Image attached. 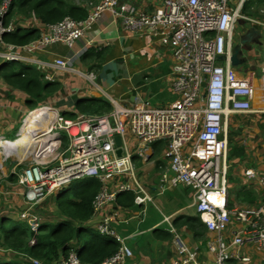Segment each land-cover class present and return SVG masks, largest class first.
Wrapping results in <instances>:
<instances>
[{"label":"built area","instance_id":"2783aa9c","mask_svg":"<svg viewBox=\"0 0 264 264\" xmlns=\"http://www.w3.org/2000/svg\"><path fill=\"white\" fill-rule=\"evenodd\" d=\"M155 1L159 4L152 14L132 4L120 3V0H100L96 5L89 3L91 12L86 19L65 17L56 24L36 26L38 38L27 45L17 46L2 41L3 34L14 33L21 26L17 19L6 27L2 25L13 2L2 0L1 63L23 60L20 51L53 45L72 48L103 13H108L114 20H120L129 32H147L172 51V88L177 96L174 104L160 108L143 105L125 109L113 102V110L109 113L80 116L75 120L65 119L56 108L47 107L55 110L56 118L46 141L42 140L43 137L37 138L39 146L32 144L22 156L0 150L5 159L17 162L13 174L24 190L26 205L20 219L37 234L40 219L33 213L34 208L46 197L57 196L73 182L84 179H94L101 186L93 201L92 217L106 205L114 204L123 193H133L134 204L143 207L151 200L135 180L134 158L143 165L153 163L155 151L152 146L164 143L167 164L160 172L161 189L188 187L192 191V206L206 234L210 235L206 237L205 247L211 259L206 261L201 259L198 248H189L182 242L169 218H164L176 251L170 264H251L252 258L243 251L246 246H257L264 256V203L231 209L227 201L229 168L225 117L250 114L253 99V89L243 83L244 78L238 76L230 64L233 32L239 13L230 11L228 0ZM220 57L225 60L221 62ZM70 64L71 59L41 63V67L50 72L44 75L45 81L54 82V74L70 70ZM84 76L91 81L94 79L92 74ZM19 132L20 129L18 137ZM127 135L135 145L133 151L129 149ZM115 136L121 138V157L115 153ZM245 176L264 191L263 177L254 170H247ZM125 177L133 181V187ZM113 217L102 216L95 225L100 236L119 245L118 251L101 264H126L132 255L129 238L117 233L112 226ZM34 243L35 239H32L29 244ZM24 259L30 264H47L26 255ZM55 264L81 263L71 251Z\"/></svg>","mask_w":264,"mask_h":264},{"label":"crops","instance_id":"0c3cea01","mask_svg":"<svg viewBox=\"0 0 264 264\" xmlns=\"http://www.w3.org/2000/svg\"><path fill=\"white\" fill-rule=\"evenodd\" d=\"M246 1L258 3L256 7L259 9V13L264 15V0H228V8L232 12L238 11L240 16L238 19L249 26L244 33H235V29L233 32V39L236 35L237 40L234 42L235 45L239 44L241 40H248L247 35H251L248 43L242 46V58L246 60L244 64H249V57L253 56L254 52L256 53L254 47L252 51H249L250 45L255 44L264 48V36L261 35V33L264 34V29L260 27L264 25V20L241 16V10ZM120 3L132 4L147 14H152L159 4L155 0H120ZM75 4H79V1L77 0ZM16 21L20 22V28L28 25L38 26L35 22L27 23L23 18ZM1 50L2 48H0ZM19 55L23 60L18 63L31 67L43 77L50 72L41 67V63H51L56 59H71L70 70L55 73L54 82H48L57 87L51 104L58 111L67 115L78 114L84 106L94 100L99 103L104 102L105 105L111 107V111L113 110V102L122 108L132 109L143 105L154 108L166 107L177 101V96L172 88V51L163 47L158 38L147 32L134 34L129 32L123 28L120 20H114L108 13H103L91 30L78 40L72 48L53 45L38 50L20 51ZM259 56H257L255 63L256 69L250 65L251 68L245 74L234 70L238 76L244 78L243 83L253 89L252 112L225 117V136L228 144L227 165L230 167L229 170L236 168L235 174L233 172L229 175L228 172L229 176H227V201L231 209H242L264 203V191L260 185L250 182L245 176L247 170H254L256 174L264 178V61L261 54ZM85 74H92L94 79L92 81L87 79ZM42 108H47V106L38 109ZM25 110L26 114H29V112L27 113L28 108L25 107L19 95H16L14 100L0 99V126L4 128L0 138L5 135H13ZM43 110L46 112L45 109ZM53 111L55 112V110ZM10 127L12 131H10ZM35 128V137H37L39 128ZM130 138L128 135V144L132 142ZM35 146L37 147V144ZM237 146L242 148V156L230 157V149ZM4 163L6 162H3L0 168L1 175L3 174ZM137 164L140 162L134 158V165ZM9 168H16V165H9ZM157 168L156 181L149 183L145 188L137 182L144 188L151 200L143 207L153 203L155 197L163 195L166 191H174L176 193L175 200L179 204L174 211L163 218H169L179 238L187 247L198 248L201 259L210 261L211 256L205 247L206 237H210V235L205 232L203 237H197L193 230L184 225L185 220H192L199 224V217L192 206V191L185 186L162 190L160 183L161 167L157 165ZM13 171L15 172L13 169L9 175H14ZM9 175L8 177L3 175L4 178H7L4 179L5 183H9ZM16 183L10 188V193L2 194L1 202L5 205V210L1 211L0 214H5L6 218L14 221L23 222L20 216L26 210L23 199L24 190ZM5 186L7 185L5 184ZM237 186L240 187L241 191L246 189L241 199L238 191L234 190V187ZM233 196L236 198L235 201L231 198ZM184 201L187 203L181 205ZM138 209L141 208L136 206L134 202L132 206L123 207L119 206L116 200L114 204L106 205L99 214L92 217L89 226L95 230V225L102 216H114L112 226L117 233L122 237L129 238V240L130 238L135 239L137 237L136 231L131 230V226L133 224L139 225L145 217V213L141 214ZM189 209H192L193 212H188ZM157 225L158 223L150 224L145 229L146 232L153 230L152 238L155 241L149 246L148 252L141 250L138 243L133 245L128 243L131 246L132 255L126 260V264H170L174 260L176 251L171 240L166 237L167 231L154 229ZM195 229L196 233L200 231L197 225H195ZM243 251L252 258L251 264H264L263 253L257 246H246ZM16 257L17 260H25L24 255Z\"/></svg>","mask_w":264,"mask_h":264},{"label":"trees","instance_id":"16d2710c","mask_svg":"<svg viewBox=\"0 0 264 264\" xmlns=\"http://www.w3.org/2000/svg\"><path fill=\"white\" fill-rule=\"evenodd\" d=\"M75 1L77 0H13L2 25L6 27L11 21L20 18L25 19L27 23L35 22L39 27L56 24L65 17L84 20L91 12L88 3L97 4V0H78L79 4H75ZM1 3L2 0H0V5ZM257 4L246 1L242 7L241 16L264 20V15H261L256 7ZM252 8L254 10H251ZM38 36L37 28L28 25L17 29L14 33L3 34L2 41L5 44L24 46L36 40ZM4 79L10 87L8 89L2 87L3 92L0 99L14 100L15 96L19 95L25 107L28 108L27 113L43 106L53 107L51 103L57 87L46 82L44 77L31 67L23 66L19 70H5ZM110 111V106L94 100L84 106L78 114L67 115L58 112L65 119L75 120L80 116H101ZM25 116L26 114L22 116L20 124L13 133L15 138L9 139L10 141L16 140ZM241 149L238 146L232 147L229 156H242ZM9 181L16 183L17 176L10 175ZM100 187L98 181L85 179L81 188L71 191L65 189L57 196L46 197L33 210V213L40 219L37 234L33 233L25 222L14 221L6 217L0 218V250L4 251L0 256V264H30L25 260H17L16 256L20 255H26L47 264H55L65 259L71 251L75 252L81 264H101L106 258L114 255L119 245L112 239L100 236L95 230L88 238L83 235L84 232L90 230L92 205ZM133 199L134 194L129 192L118 196L116 200L119 206L129 207L133 205ZM47 200L54 203L58 214H50L49 210H47L49 213L44 210L51 204L46 203ZM198 221L199 224L192 220H185L184 225L193 230L195 236L203 237L205 227L200 220ZM195 225L200 229L197 233ZM166 233V237L172 240V235ZM32 239H35V243L30 246ZM232 264L237 263L232 262Z\"/></svg>","mask_w":264,"mask_h":264},{"label":"rangeland","instance_id":"374dc122","mask_svg":"<svg viewBox=\"0 0 264 264\" xmlns=\"http://www.w3.org/2000/svg\"><path fill=\"white\" fill-rule=\"evenodd\" d=\"M75 3H76V1H75ZM88 5H89V3H88ZM89 7H91V6L89 5ZM239 20L240 19H238V18L236 20L237 23L235 24V33L240 32L239 34H241V33H244L246 31V29L249 28V26L245 23H242ZM260 27L264 28L263 26H260ZM261 35H262V37L264 36L263 33H261ZM235 36H234L233 42L237 41ZM253 47L256 48L255 49L256 53L254 52L253 56L249 57V59H250L249 64H243L242 66H239L236 69L234 68V70L236 72H241L242 74H245L246 71L248 69H250L252 66H254V68L256 69L255 63L257 62V56H259L260 54L263 57V61H264V48L259 47L255 44L254 45L251 44L249 47V51H252ZM250 65H251V67H250ZM22 67H23V65L21 63H18V62H6V63L0 64V94L3 92L2 87H5L6 89H8L10 87L5 82V79H4L5 70H9V69L19 70ZM25 114H26V110L23 112V115H25ZM27 121H28V123H31L30 118H28ZM10 131H12V128L10 129ZM3 132H4V128L2 126H0V136H2ZM4 137H5V139H13V138H15V135H10V136L5 135ZM127 137H128V135H127ZM129 149L131 151H133L135 149L134 143H132V142L129 143ZM153 149L155 150V156L153 158V159H155V161L153 162V164L151 163V164H147V165H141V163H140V164H137L136 166L134 165L135 179L144 188L147 187L149 185V183L156 181L157 176H158L157 165H159L161 167V169H160V172H161V170L164 169V167L167 164V160L164 158V151H165L164 143H157L153 147ZM1 155H5V154H3V152H1V154H0V165H2L3 162H6V163L3 164V168H2L3 174L2 175H1V169H0V184L2 183V185L0 186V212L5 210V205L3 204V202H1V198L3 197L2 194H8V192L10 193V188L13 187L12 185L14 184V183H11L10 181H9V183H5L4 179H7V178H4L3 175L8 177L10 171H12L14 169V168H9V165H12V166L16 165L17 166L16 160L5 159ZM227 156H228V154H227ZM21 167L22 166H20V168ZM235 170H236V168L230 169L229 175H230V173H233V172L235 174ZM10 175H9V177H10ZM125 181L131 187H133V181L131 179H129L128 177H125ZM5 184L7 186H5ZM82 186H83V180H78V181L73 182L67 189H68V191H71V190L76 189V188H81ZM235 189H236V191H238L239 198L241 199L244 196L246 189L244 191H241L239 186L234 187V190ZM170 191L171 190H168L165 193H163V195L155 197L153 200V203H149L148 205H146V207H141V209H138L140 212L143 210L146 211L145 217H143L144 220L142 223L140 222L139 225L136 226L135 224H133L131 226V230L136 231L137 237L135 239L130 238L128 243H130L131 245H133L134 243H138L139 248L141 250L148 252L149 246L152 243H154L155 241L152 238V236H153L152 231L153 230L146 232L145 231L146 227H149L148 225H150V224L153 225V224L158 223L157 227L154 229L167 231L168 224L166 222H164L163 217L166 215H169L172 211H174L179 204L178 201L175 200L176 193L174 191H171V192ZM60 194H61V192H60ZM183 195H184V193H183ZM231 198L234 201L236 200V198L234 196ZM48 202H50L51 204H50V206H48L44 210L45 211L49 210L50 214L51 213H54L55 215L58 214L56 206L54 205V203L51 200H47L46 203H48ZM186 203H187V201H184V202H182L181 205H185ZM49 211H47V212L49 213ZM188 212L192 213L193 210L189 209ZM2 217H6V215L0 214V218H2ZM89 229L90 230H87L86 232L83 233L85 238H88V236L93 234V232H94V230L92 228L89 227ZM172 240H173V236H172ZM172 240H171V244H172ZM130 244H128V247L130 248V250H132ZM3 253H4V251L0 250V256L3 255Z\"/></svg>","mask_w":264,"mask_h":264},{"label":"bare ground","instance_id":"6f19581e","mask_svg":"<svg viewBox=\"0 0 264 264\" xmlns=\"http://www.w3.org/2000/svg\"><path fill=\"white\" fill-rule=\"evenodd\" d=\"M43 109H45L46 112ZM28 118H30L31 123H28L27 121ZM55 118H56V114L53 111V109L42 108V109H37L34 112H30L28 116L25 118L23 124L21 125L19 132L20 135L16 140L10 141L6 139L3 140L0 138V150L4 149L5 153L9 152L10 154H15L16 156H22L23 152L27 148H29L32 144L34 145L37 144L38 147L39 142L37 141V138L43 137L42 140L44 141H46V139L49 138L48 133L51 129L53 122L55 121ZM35 127L39 128V134H43V135L38 136L39 135L38 134L37 135L38 137H35V133H36ZM53 140L54 139L52 138L51 141ZM46 145L47 144L41 145L40 148L45 147Z\"/></svg>","mask_w":264,"mask_h":264},{"label":"water","instance_id":"95a60500","mask_svg":"<svg viewBox=\"0 0 264 264\" xmlns=\"http://www.w3.org/2000/svg\"><path fill=\"white\" fill-rule=\"evenodd\" d=\"M251 38V35L248 34L247 35V39L248 40H241V42L237 45H233V48H232V54H231V57H230V64L233 68H237L239 66H242L246 60L242 58L243 56V50H242V46L245 45L246 43H248L247 41H249V39ZM219 60L221 61H224L225 58L224 57H220ZM17 135H16V139H17ZM113 141H114V145H115V148H116V156L117 157H121V154H122V149H121V138L119 136H115L113 138Z\"/></svg>","mask_w":264,"mask_h":264},{"label":"flooded vegetation","instance_id":"af4514ba","mask_svg":"<svg viewBox=\"0 0 264 264\" xmlns=\"http://www.w3.org/2000/svg\"><path fill=\"white\" fill-rule=\"evenodd\" d=\"M233 45H234V42H233Z\"/></svg>","mask_w":264,"mask_h":264},{"label":"clouds","instance_id":"9594fccd","mask_svg":"<svg viewBox=\"0 0 264 264\" xmlns=\"http://www.w3.org/2000/svg\"><path fill=\"white\" fill-rule=\"evenodd\" d=\"M21 127V126H20ZM20 129V128H19Z\"/></svg>","mask_w":264,"mask_h":264}]
</instances>
